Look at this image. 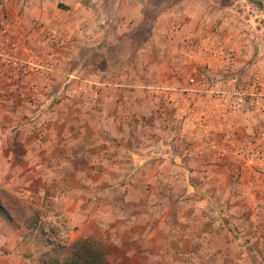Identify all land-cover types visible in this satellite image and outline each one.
Here are the masks:
<instances>
[{
	"label": "rangeland",
	"instance_id": "374dc122",
	"mask_svg": "<svg viewBox=\"0 0 264 264\" xmlns=\"http://www.w3.org/2000/svg\"><path fill=\"white\" fill-rule=\"evenodd\" d=\"M207 1L241 46L199 0H0V264H264V0Z\"/></svg>",
	"mask_w": 264,
	"mask_h": 264
},
{
	"label": "crops",
	"instance_id": "0c3cea01",
	"mask_svg": "<svg viewBox=\"0 0 264 264\" xmlns=\"http://www.w3.org/2000/svg\"><path fill=\"white\" fill-rule=\"evenodd\" d=\"M51 2V3H62L64 2L67 5H71L76 7L77 10V6H83L86 5L88 0H44V2L46 3ZM111 0H92V2H95L98 5H106V4H110ZM198 1V0H197ZM201 0H199L200 2ZM206 3H197L195 4V7H193L190 4L189 7L184 8L181 7L180 9V14L182 17H184L186 19V16L189 15L191 16V18L187 19L184 21L185 25L184 27H189V28H194V29H198L199 24H200V19L196 18L192 13L191 9H196V13H202L205 14L206 16L208 15V19L211 20L210 24H205V28L207 30H212L213 28L217 27L221 33H220V38H217L215 36H213L215 39H218V41H226L225 44L223 45L224 47H229V45L231 44V42H227L228 41H235V43L239 46H241V43L244 41V39H246V34H242L240 31H237L236 26L234 25V20L236 19L235 16V11L238 10L236 8L235 5H229L227 7H222L220 6V3L216 2H208L207 0H203ZM195 17V18H193ZM202 23V22H201ZM203 26V25H202ZM203 26V27H204ZM211 33V32H210ZM256 34V33H255ZM212 36V35H210ZM249 38V37H248ZM223 43V42H222ZM221 42H219L218 44L222 45ZM217 45V44H216ZM218 46V45H217ZM222 46V47H223ZM220 50V49H219Z\"/></svg>",
	"mask_w": 264,
	"mask_h": 264
},
{
	"label": "trees",
	"instance_id": "16d2710c",
	"mask_svg": "<svg viewBox=\"0 0 264 264\" xmlns=\"http://www.w3.org/2000/svg\"><path fill=\"white\" fill-rule=\"evenodd\" d=\"M49 264H110L104 246L93 239L79 240L63 259L53 257Z\"/></svg>",
	"mask_w": 264,
	"mask_h": 264
},
{
	"label": "built area",
	"instance_id": "2783aa9c",
	"mask_svg": "<svg viewBox=\"0 0 264 264\" xmlns=\"http://www.w3.org/2000/svg\"><path fill=\"white\" fill-rule=\"evenodd\" d=\"M15 43L12 42L10 34L1 26L0 15V56H13L15 53Z\"/></svg>",
	"mask_w": 264,
	"mask_h": 264
}]
</instances>
